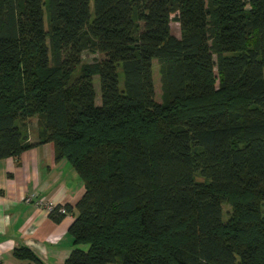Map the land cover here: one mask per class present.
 <instances>
[{"label": "trees", "instance_id": "16d2710c", "mask_svg": "<svg viewBox=\"0 0 264 264\" xmlns=\"http://www.w3.org/2000/svg\"><path fill=\"white\" fill-rule=\"evenodd\" d=\"M44 143L64 264H264V0H0V159Z\"/></svg>", "mask_w": 264, "mask_h": 264}, {"label": "crops", "instance_id": "0c3cea01", "mask_svg": "<svg viewBox=\"0 0 264 264\" xmlns=\"http://www.w3.org/2000/svg\"><path fill=\"white\" fill-rule=\"evenodd\" d=\"M82 193L81 180L67 160L54 159L51 143L0 159V264H17L12 250L20 246L43 264H64L73 249L68 234L73 209L55 222L47 206L73 208Z\"/></svg>", "mask_w": 264, "mask_h": 264}, {"label": "rangeland", "instance_id": "374dc122", "mask_svg": "<svg viewBox=\"0 0 264 264\" xmlns=\"http://www.w3.org/2000/svg\"><path fill=\"white\" fill-rule=\"evenodd\" d=\"M170 27H171L172 34L175 35V36H179V25H178V23L173 20L170 23ZM93 57H95V55H93L91 53H88V52H84L82 54V61L83 62H90L93 59ZM152 79H153V83H154V87H155V98L158 100L159 99V95H160V90H159L160 89V82H159L158 66L156 64V61L152 62ZM93 80H94L93 83H94L95 94H96V103L98 104V102H99L98 79L95 76ZM26 132L28 133V136L29 135L31 136L30 139L34 140V138L36 136V133H35V128H34L33 121H31V124L28 126ZM222 211H223V218L225 219V217H226L225 215H226V212L229 211V207L227 205H223Z\"/></svg>", "mask_w": 264, "mask_h": 264}, {"label": "built area", "instance_id": "2783aa9c", "mask_svg": "<svg viewBox=\"0 0 264 264\" xmlns=\"http://www.w3.org/2000/svg\"><path fill=\"white\" fill-rule=\"evenodd\" d=\"M26 201H27V202H30V199H26ZM35 204H36V205H41V204H43V199L36 201ZM47 208L49 209V211H51V210L54 208V206L49 204V205L47 206ZM57 212L60 213V214H64V213H65V209H64L62 206H58V208H57Z\"/></svg>", "mask_w": 264, "mask_h": 264}]
</instances>
